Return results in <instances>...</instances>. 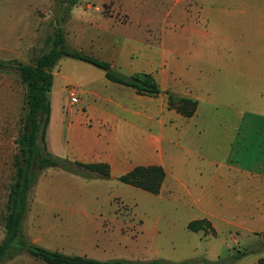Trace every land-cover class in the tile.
<instances>
[{"label": "crops", "instance_id": "1", "mask_svg": "<svg viewBox=\"0 0 264 264\" xmlns=\"http://www.w3.org/2000/svg\"><path fill=\"white\" fill-rule=\"evenodd\" d=\"M109 1L100 0L102 6L95 7L86 4L85 13L73 14L75 50L109 63L127 77L151 75L162 93L138 95L109 81L103 70L75 59L73 86L79 89V101L71 106L69 99L51 100L48 153L109 165V177L71 174L73 182L116 187L118 192L106 193L107 201H129L140 194V189L121 183L120 176L137 166L160 165L166 178L157 196L173 203L191 198L194 203L183 208L194 213L185 226L207 220L218 234L256 232L257 221H264V95L254 93L264 91V68L258 66L264 54L238 52L230 39L211 35L200 23L186 25L189 11L184 7H166L157 18V3ZM177 1V6L183 3ZM238 42L235 47H255ZM168 92L197 100L196 114L185 118L170 109ZM213 104L238 107L240 114L202 117V109ZM225 124H234L227 149L218 146L210 155L201 154L206 133ZM47 169L43 173L58 170ZM251 264H259V258Z\"/></svg>", "mask_w": 264, "mask_h": 264}, {"label": "rangeland", "instance_id": "2", "mask_svg": "<svg viewBox=\"0 0 264 264\" xmlns=\"http://www.w3.org/2000/svg\"><path fill=\"white\" fill-rule=\"evenodd\" d=\"M140 1L146 5L157 3V18H162L166 7L176 6V10L184 7L185 11H189L186 25L200 23L211 35L215 33L230 39L238 52L264 54V0H208L207 3L181 0L183 3L180 6H177L181 3L177 0ZM112 2L106 0L105 4ZM86 4L102 6L100 0H77L73 6L61 5L60 0H0V59L34 63L50 50L48 37L54 35L59 26L64 30L66 46L75 50L73 14L76 11L85 13ZM66 8H69V13L59 25L57 20L61 19L62 10ZM238 41L251 42L255 47H235ZM74 60L63 57L52 69L55 83L51 100L67 101V92L73 87ZM259 61L261 65L258 66L264 68V55ZM260 92L255 91V96L264 95V91ZM213 98L211 91L209 99ZM235 108L238 107L213 104L203 108L201 116L234 118L240 114V109ZM25 114L26 87L16 74L0 73V243L5 237L6 204L10 187L15 181L14 164L19 155L17 140L24 130ZM233 125H216V132L206 133L199 149L201 154L210 155V150L218 146L225 151L232 137ZM50 171H41L31 189L23 223L24 236L38 246L101 261L165 260L195 264L207 261L251 264L256 258H259V264L264 261V221L261 219L257 221L256 232L253 233L218 234L207 220H197L202 221L203 229L195 232L189 224L196 220L185 226L194 213L183 210L184 207L194 206L191 198L173 203L163 196L139 190L140 194L132 196L129 201H107L106 193L118 192L116 187L101 182L77 183L73 182L71 174L61 169ZM245 250L248 251L246 256L235 259L239 251ZM3 264L45 263L21 253Z\"/></svg>", "mask_w": 264, "mask_h": 264}, {"label": "trees", "instance_id": "3", "mask_svg": "<svg viewBox=\"0 0 264 264\" xmlns=\"http://www.w3.org/2000/svg\"><path fill=\"white\" fill-rule=\"evenodd\" d=\"M76 3L77 0H60L61 5L70 4L73 6ZM68 13L69 8L62 10V17L57 20L59 25L66 20ZM48 41L51 43L50 50L39 56L32 64L16 59H0V73L16 74L26 87L24 130L17 140L19 155L15 159L16 176L10 187L6 204L5 237L0 243V264L21 253H27L45 264H195L190 261L172 263L165 260L101 261L86 256L49 250L30 242L24 236L23 223L28 211L29 193L38 181L41 171L47 168H58L85 179H93L96 175L110 176V167L107 164H85L71 161L67 158L51 156L47 151L46 133L52 111L51 92L54 84L52 69L57 62L63 57H69L92 64L103 70L109 81L132 88L138 95L157 97L162 93L159 84L151 75L138 74L127 77L114 70L107 62L77 50H70L66 46V37L61 26L58 27L54 35L48 37ZM167 99L169 108L185 118H191L197 112L198 101L195 99L177 96L170 92L167 93ZM165 178L166 171L162 166L141 165L118 179L124 184L158 195ZM201 222H191L189 228L198 232L203 229ZM247 254V250L239 251L235 259H240ZM220 262L207 261L205 264H220Z\"/></svg>", "mask_w": 264, "mask_h": 264}, {"label": "built area", "instance_id": "4", "mask_svg": "<svg viewBox=\"0 0 264 264\" xmlns=\"http://www.w3.org/2000/svg\"><path fill=\"white\" fill-rule=\"evenodd\" d=\"M67 94L71 106L75 105L79 101V89L77 87L73 86L69 88Z\"/></svg>", "mask_w": 264, "mask_h": 264}, {"label": "water", "instance_id": "5", "mask_svg": "<svg viewBox=\"0 0 264 264\" xmlns=\"http://www.w3.org/2000/svg\"><path fill=\"white\" fill-rule=\"evenodd\" d=\"M40 119V118H39Z\"/></svg>", "mask_w": 264, "mask_h": 264}]
</instances>
